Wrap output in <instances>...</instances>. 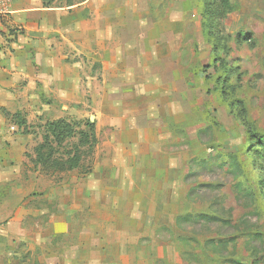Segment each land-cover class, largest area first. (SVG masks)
I'll return each instance as SVG.
<instances>
[{
  "label": "crops",
  "instance_id": "0c3cea01",
  "mask_svg": "<svg viewBox=\"0 0 264 264\" xmlns=\"http://www.w3.org/2000/svg\"><path fill=\"white\" fill-rule=\"evenodd\" d=\"M178 6L159 13L153 0L59 8L11 0L0 17V264H125L140 257L143 224L155 220L178 182L166 147L173 131L181 139L176 129L186 130L189 118L192 91L180 45L188 0ZM39 94H55L63 110L88 104L97 145L113 149L114 167L86 170L84 158L73 171L39 164L32 171L43 141L10 133L9 125L19 128L21 112L50 111L36 107Z\"/></svg>",
  "mask_w": 264,
  "mask_h": 264
},
{
  "label": "rangeland",
  "instance_id": "374dc122",
  "mask_svg": "<svg viewBox=\"0 0 264 264\" xmlns=\"http://www.w3.org/2000/svg\"><path fill=\"white\" fill-rule=\"evenodd\" d=\"M48 1L52 7L73 2ZM179 2L153 0V8L162 13L172 4L179 10ZM231 2L235 12L224 14L218 0H188L180 45L192 91L185 107L189 118L186 130L184 124L176 129L181 139L173 131L166 147L178 182L155 220L143 224L140 257L125 264H264V0ZM39 96L36 107L50 111L21 112L18 119L27 118L31 129L12 122L9 132L29 133L39 144L47 124L64 118L75 132L54 152L64 160L79 142L88 144L80 132L89 133L86 119L95 117L94 110L82 103L63 110L55 94ZM79 152L86 170L114 167L113 149L101 143ZM29 166L36 169L32 161Z\"/></svg>",
  "mask_w": 264,
  "mask_h": 264
},
{
  "label": "trees",
  "instance_id": "16d2710c",
  "mask_svg": "<svg viewBox=\"0 0 264 264\" xmlns=\"http://www.w3.org/2000/svg\"><path fill=\"white\" fill-rule=\"evenodd\" d=\"M43 1L46 8H59V6L52 7L50 5L52 1ZM85 1L86 0H73V2L69 3L68 7L81 4ZM218 1L221 5L220 8L222 10H225V12L223 11L224 14H226L227 12H235V8L232 7V0ZM18 118H20V116L15 118V122L17 123L19 128L26 130L28 128L27 121H20ZM86 121L87 122L85 126L87 127V129H89V133L82 131L80 132V135L81 137L87 138L86 141L88 144H90H85L86 142L84 140L82 142H79L78 145L74 146L75 152H71L69 156H67V158L64 160L55 158L54 152H56V149L61 148L67 142L66 140L69 139L73 133H75L74 129L68 124V121L63 119L53 121L51 124L48 123V135H46L43 139V144L36 148V153L38 155L36 159L37 161H35L36 165L39 164L43 169L54 172H67L78 169L85 157L84 154L81 155L79 149L82 146H87L89 151H92V149H94V147L97 145V139L95 136V123L90 122L91 120Z\"/></svg>",
  "mask_w": 264,
  "mask_h": 264
},
{
  "label": "built area",
  "instance_id": "2783aa9c",
  "mask_svg": "<svg viewBox=\"0 0 264 264\" xmlns=\"http://www.w3.org/2000/svg\"><path fill=\"white\" fill-rule=\"evenodd\" d=\"M10 4L11 0H0V17L8 13Z\"/></svg>",
  "mask_w": 264,
  "mask_h": 264
}]
</instances>
